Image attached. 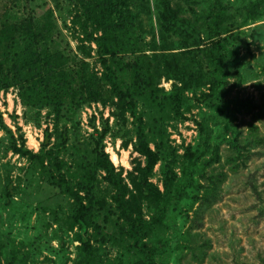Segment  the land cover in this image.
Returning a JSON list of instances; mask_svg holds the SVG:
<instances>
[{
	"label": "rangeland",
	"instance_id": "rangeland-1",
	"mask_svg": "<svg viewBox=\"0 0 264 264\" xmlns=\"http://www.w3.org/2000/svg\"><path fill=\"white\" fill-rule=\"evenodd\" d=\"M171 1L173 6L181 4L185 8L181 14L196 21L200 5ZM220 1L228 6L229 22L238 27L240 38L237 53L225 63L228 84L221 87V95L225 102L242 98L255 104L252 111L249 107L239 110L235 104L231 107L228 126L239 137L238 148L231 143L226 123L209 118L216 113L210 98L204 99L205 93H213L209 84L192 79L186 87L175 78L156 75L153 60L147 62L153 77L133 76L127 68L139 62L138 56L160 51L153 0L136 1L132 6L142 21L140 50L116 58L119 92L125 100L109 86L102 101H84L78 90L60 105L41 103L35 91H23L18 85L0 90L1 264H79L91 257L89 251L96 264H120L121 260L129 264L139 259L134 241L122 237V220L111 199L114 187L97 165V154L109 155L127 182L139 162L149 167L153 161L146 173L149 180L163 192L175 180L171 188L176 193L184 162L198 146L205 123L210 150L199 161L194 186L181 199H171L152 230L148 242L156 252L146 263L264 264V0ZM75 4L76 0H0V23L6 8L15 5L19 17H50V45L71 58L76 55L80 65L85 60L101 73L104 69L96 44L80 39L83 30L72 22ZM202 24L197 22V26ZM166 38L168 44L175 43L174 48L180 46L177 34L168 33ZM141 64L147 66L146 59ZM34 90L43 91L40 86ZM47 150L65 161L69 181L74 180L68 167L75 171L80 169L79 161L89 164L94 178L89 193L103 213L94 227L69 219L73 197L60 194L39 159L33 157ZM9 183L16 193L8 203L5 190ZM151 205L144 204L147 218L155 212Z\"/></svg>",
	"mask_w": 264,
	"mask_h": 264
},
{
	"label": "trees",
	"instance_id": "trees-1",
	"mask_svg": "<svg viewBox=\"0 0 264 264\" xmlns=\"http://www.w3.org/2000/svg\"><path fill=\"white\" fill-rule=\"evenodd\" d=\"M136 1L145 0H76L72 22L83 30L84 36L80 39L96 44V51L104 69L101 73L90 68L85 60L80 61V65L76 55L71 58L64 51L50 45L49 40L53 32L50 17L45 20H33L30 14L19 17L18 11L14 10L18 5L12 9L6 8L0 23V90L18 85L23 91H35L41 103L60 105L78 90L82 91L84 101H102L105 98V90L110 87L115 96L121 101L125 100L123 93L119 92L120 73L116 69V58L121 53L140 50L139 32L142 29V21L132 7ZM171 2L153 0L160 51L153 52L150 56H138L139 62L127 65V68L133 71V76L143 74L146 78L153 77L150 74L152 66L147 64L153 60L156 75L175 78L180 83H185L186 87L191 86L192 79L209 84L213 93H205L204 99L210 98L211 107L216 109V113L209 118L218 124L226 123L227 134L232 138L231 143L233 147L238 148L239 137L234 135L228 126L232 119L231 107L235 104V108L249 107L252 111L255 104L242 98L225 102L220 92L221 87L228 84L224 79L225 63L234 58L239 48L240 38L236 34L238 27L229 22L232 15L228 13V6L220 0H184L189 6L197 4L202 7L198 12L192 8L197 12L196 21L181 14L185 10L181 4L173 6ZM200 20L203 24L197 26ZM168 33L181 37L178 41L180 46L175 47L182 49L179 54L172 52L175 43H167ZM199 55L207 59L206 63L205 59L198 58ZM141 59H146L147 66L141 64ZM38 86L42 87L43 91L34 90ZM139 88L144 86L140 85ZM178 88L176 84L175 89ZM47 144V141L43 143L44 146ZM210 147L211 136L208 133V123H205L198 146L189 154L192 156L184 162L183 179H178L176 193H172L171 188L175 180H171L170 187L167 185L164 192L149 180L146 173L152 169L153 161H150L149 167H141L139 162L140 167L130 172V182H127L122 172L116 171L109 155L104 151L97 154V165L105 170L106 180L114 187L111 199L118 213V220H122V237L134 241L132 247L139 257L137 260L128 261L129 264H147L146 259H150L156 252V248L150 247L148 242L152 230L165 215L171 199H181L187 193V188L194 186L199 161ZM143 152L151 155L149 150ZM33 157L41 162L43 172L49 176L50 184L58 187L60 194L73 197L69 219L74 220V224L79 223L87 227L97 225L103 213L94 204V197L89 193L94 179L88 170L89 164L79 161L80 169L75 171L68 167V173L74 180L69 181L66 178L65 161L52 150L34 154ZM202 172L205 173L204 170ZM15 193L16 188L9 183L5 190V201L9 203ZM145 203L152 204L151 207L155 209L149 218L144 214ZM104 215L108 216V213ZM104 220H107V217H104ZM83 240L88 242V238ZM88 255L91 257L80 263L96 264L91 251ZM119 263L126 264L122 260Z\"/></svg>",
	"mask_w": 264,
	"mask_h": 264
}]
</instances>
